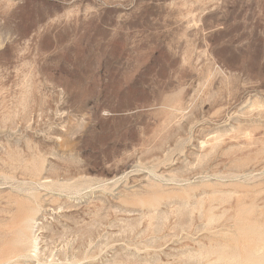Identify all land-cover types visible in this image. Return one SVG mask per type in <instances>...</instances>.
Listing matches in <instances>:
<instances>
[{
    "label": "rangeland",
    "instance_id": "1",
    "mask_svg": "<svg viewBox=\"0 0 264 264\" xmlns=\"http://www.w3.org/2000/svg\"><path fill=\"white\" fill-rule=\"evenodd\" d=\"M0 264H264V0H0Z\"/></svg>",
    "mask_w": 264,
    "mask_h": 264
},
{
    "label": "bare ground",
    "instance_id": "2",
    "mask_svg": "<svg viewBox=\"0 0 264 264\" xmlns=\"http://www.w3.org/2000/svg\"><path fill=\"white\" fill-rule=\"evenodd\" d=\"M31 209H32V207H31ZM33 209H34V208H33ZM28 210H29V209H28ZM29 211H30V210H29ZM32 214H33V213H32ZM21 215H22V214H21ZM34 216H35V215H34ZM34 216H33V217H34ZM30 218H31V217H30ZM30 218H27V219L24 221V223L26 224V227H27L29 230L31 229V225H30V221H29ZM13 219H14V218H13ZM32 220H33V218H32ZM34 221H35V220H34ZM31 222H33V221H31ZM33 223H34V222H33ZM32 230H33V229H32ZM18 231H19V230H18ZM8 232H10V231H8ZM21 232H22V231H20L19 234H21ZM23 234H24V233H23ZM16 236H17V235H16ZM18 236H19V235H18ZM25 236H26V235H25ZM32 236H33V235H32ZM19 237H20V236H19ZM15 238H16V237H15ZM21 238H24V237L22 236ZM24 239H25V238H24ZM27 239H28V237H27ZM32 239H33V238H32ZM19 240H21V239L19 238V239H18V242H19ZM28 240H29V239H28ZM16 241H17V240H16ZM13 242H15V239L13 240ZM33 243H34V242H33ZM22 246H23V245H22ZM25 246H26V245H24V249H25ZM256 247H257V246H256ZM14 249H15V248H14ZM14 249H11V248H10V251H11V250H14ZM15 250L17 251V249H15ZM26 250H27V249H26ZM24 251H25V250H24ZM17 252H18V251H17ZM17 252H16V253H17ZM12 253H13V251H12ZM16 253H15V254H16ZM22 254H23V252H22ZM10 255H12V254H10ZM18 256H19V255H18ZM18 256H17L16 258H18ZM20 256H22V255H20ZM23 257H24V256H23ZM19 258H20V257H19Z\"/></svg>",
    "mask_w": 264,
    "mask_h": 264
}]
</instances>
